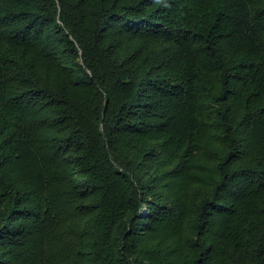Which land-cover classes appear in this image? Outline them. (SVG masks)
<instances>
[{
	"label": "trees",
	"instance_id": "16d2710c",
	"mask_svg": "<svg viewBox=\"0 0 264 264\" xmlns=\"http://www.w3.org/2000/svg\"><path fill=\"white\" fill-rule=\"evenodd\" d=\"M0 264H264V0H0Z\"/></svg>",
	"mask_w": 264,
	"mask_h": 264
}]
</instances>
